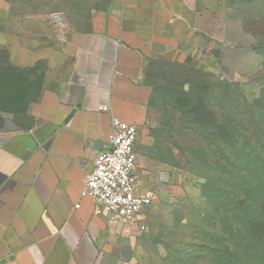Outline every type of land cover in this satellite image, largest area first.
<instances>
[{
	"label": "crops",
	"instance_id": "1",
	"mask_svg": "<svg viewBox=\"0 0 264 264\" xmlns=\"http://www.w3.org/2000/svg\"><path fill=\"white\" fill-rule=\"evenodd\" d=\"M202 7V0H115L92 14L69 70L27 122L1 117L0 264H138L147 232L100 213L85 178L115 117L141 130L144 188L166 189L174 167L152 151L149 65L178 52Z\"/></svg>",
	"mask_w": 264,
	"mask_h": 264
},
{
	"label": "rangeland",
	"instance_id": "2",
	"mask_svg": "<svg viewBox=\"0 0 264 264\" xmlns=\"http://www.w3.org/2000/svg\"><path fill=\"white\" fill-rule=\"evenodd\" d=\"M114 1L0 0V119L27 122L41 94L69 70L92 14ZM202 1V20L192 23L178 52L154 57L149 65L155 87L150 119L157 140L152 151L174 171L166 189L155 190L156 200L145 214L147 234L138 264H210L217 257L214 251L223 241L215 237L216 220L223 200L215 194L225 197L227 183L236 178L235 157L233 152L223 158L220 144L202 135V99L209 95L211 104L222 107L219 85L228 83L229 99L236 94L235 105L238 101L244 110L243 98L251 104L264 91V0ZM204 151L212 158L208 162Z\"/></svg>",
	"mask_w": 264,
	"mask_h": 264
},
{
	"label": "trees",
	"instance_id": "3",
	"mask_svg": "<svg viewBox=\"0 0 264 264\" xmlns=\"http://www.w3.org/2000/svg\"><path fill=\"white\" fill-rule=\"evenodd\" d=\"M219 87L223 90L219 96L224 103L222 107L211 104L213 98L209 95L202 99V135L220 144L217 146L223 158L234 152L236 178L227 183L223 190L225 197L215 194L223 200L216 220L220 232L215 236L223 244L219 251H214L217 257L210 264H264V91L251 104L243 98L244 110H240L238 101L235 105L237 95L229 99L233 95L231 84L222 83ZM211 88L206 86L207 93ZM234 109L239 114H227ZM203 158V162L212 159L206 151ZM204 187H209L207 179ZM229 193L231 196L226 197Z\"/></svg>",
	"mask_w": 264,
	"mask_h": 264
},
{
	"label": "built area",
	"instance_id": "4",
	"mask_svg": "<svg viewBox=\"0 0 264 264\" xmlns=\"http://www.w3.org/2000/svg\"><path fill=\"white\" fill-rule=\"evenodd\" d=\"M100 111L106 112L108 108L102 106ZM140 134L137 125L112 118L110 142L94 159V168L85 178V191L92 195L100 213L138 223L141 231L146 232L144 215L157 194L154 189L144 188L139 176L136 146Z\"/></svg>",
	"mask_w": 264,
	"mask_h": 264
}]
</instances>
